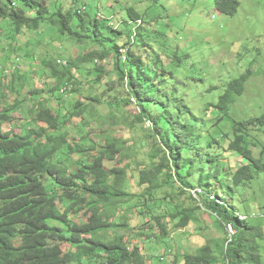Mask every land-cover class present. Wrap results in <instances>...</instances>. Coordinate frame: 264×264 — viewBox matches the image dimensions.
<instances>
[{
  "label": "trees",
  "instance_id": "obj_1",
  "mask_svg": "<svg viewBox=\"0 0 264 264\" xmlns=\"http://www.w3.org/2000/svg\"><path fill=\"white\" fill-rule=\"evenodd\" d=\"M210 1L220 15L228 18L235 17L241 6L239 0ZM61 3L0 0V38L19 42L28 32L48 34L44 27L49 26L58 29L62 41L83 44L86 49L77 57L76 64L66 61L65 70H59L52 60L42 61L43 69L49 70L58 83L49 91H31L34 105L30 114H36L37 121L44 126L25 128L19 134L5 131L4 125L15 122L26 101L18 94L12 102H7L3 81L6 68L0 70V264H145L140 248L131 250L124 237L117 234L116 229L122 226L111 217L128 200L140 198L139 208H143L148 203L146 197L151 198L164 185L173 191L176 184L182 195L190 194L191 200L194 198L189 190H202L203 204L194 210L179 209L168 218L154 217L148 210L144 211L153 218L163 237H168L169 224L174 230L187 228L197 220V211L202 210L212 215L226 235L227 226L233 225L236 230L231 243L226 238L220 244H206L195 255L185 253V264H264L260 245L264 227L250 221L255 220L252 217L240 221L236 213L246 214L234 202L237 194L264 173L263 158H256L250 149L253 133L264 129V116L235 121L234 139L228 143L227 150L217 142L218 136L229 139L220 133L219 125L243 93L252 72L248 70L227 86L219 103L213 105L223 118L209 127L204 118L193 113L185 98L177 95V84H170V88L163 82L155 83L158 76L167 82L171 73L161 67L158 74L140 54L136 38L143 22L139 14L125 11L131 25L136 27L133 38H124L110 27L114 33L106 37L103 33L106 26L85 14L84 8ZM110 55L116 58L121 80H128L134 103L141 109L138 122L148 120L152 124L153 133L148 138L151 166L140 161L142 153L138 150H125L120 139L107 135L103 143L95 142L81 129L75 131L76 125L70 129L76 120L93 113L94 104L102 105L101 99L78 96L65 112H55L48 106L51 97L56 98L58 93L64 96L62 90L70 86L73 68L98 63ZM15 74L7 78L14 75L15 81ZM65 78L69 83L63 81ZM97 81L103 82L104 78L99 76ZM110 86L105 85L107 89ZM71 92L78 91L72 87ZM112 92L109 90L104 96L114 98ZM14 93L17 94L15 89ZM213 127L217 129L212 133ZM188 135L193 142L187 139ZM226 153L243 160L236 171L228 172L218 162ZM106 160L113 163L111 168L105 165ZM132 169L137 176L134 186L144 188L141 195L126 190ZM211 196L216 201L210 200ZM98 203L107 212L94 205Z\"/></svg>",
  "mask_w": 264,
  "mask_h": 264
},
{
  "label": "rangeland",
  "instance_id": "obj_2",
  "mask_svg": "<svg viewBox=\"0 0 264 264\" xmlns=\"http://www.w3.org/2000/svg\"><path fill=\"white\" fill-rule=\"evenodd\" d=\"M45 1L50 5L59 1L67 2V6L84 8L82 11L85 14L96 18L101 26H106V29H103L106 37L114 33L108 28L110 27L122 33L124 38H133L136 32L132 31L136 27L131 25L125 11L129 9L139 14L143 22L136 38L140 54L147 64L157 69L158 74L161 67L171 73L167 82L163 81L162 76H158L155 83L177 84V95L183 96L185 102L192 106L193 113L204 118L209 127L223 118L213 105L219 103L232 81L250 70L252 74L244 86L243 93L232 104L224 123L219 125L220 133L229 136L227 141L225 137L217 138L223 150H227L228 143L234 139L232 131L235 121L264 116V0H239V12L232 18L220 15L210 0ZM45 29H48V34L45 31H40L39 34L28 32L19 42L0 38V70L6 68V79H3L4 91L8 94L6 100L12 102L20 94L26 101L16 114L15 122L4 125L5 131L12 130L19 134L25 128L44 126L37 121L36 114H30L34 105L30 93L32 90L54 89L58 80L52 77L49 70L43 69V60H52L57 63L59 70H65V66H61L58 60L76 64L77 57L86 52L83 44L62 41V37L58 36V29L49 26L44 27ZM19 57L20 60H17ZM97 70L101 72L97 73ZM71 71L72 82L69 83L68 78L63 81L68 82L78 92L70 91L65 96L58 93L56 98H50L48 106L55 112H65L66 108L69 109L72 103L77 101L78 96L101 99L102 105L94 104L91 108L93 113H87L82 119L76 120L70 129L76 125L75 131L81 129L88 135V139L95 142H101L107 135L120 139L125 150H138L142 153L140 161H145L146 165L151 166L148 158V138L153 133L152 124L148 120L138 122L141 109L134 103L128 80H121L116 58L110 55L103 61L81 64ZM13 72L16 73L15 81L14 75L7 78V75ZM99 76L104 78L103 82L97 81ZM107 84L111 85L109 89L105 87ZM209 88L211 90H208ZM109 90H113L114 98L104 96ZM216 129L213 127L212 133ZM258 132L253 133L250 139V149L256 158L264 160V129ZM187 139L193 142L190 135ZM192 146L194 148L195 145ZM222 155L218 162H221L228 172L236 171L243 163V160L233 153ZM114 164L116 165V162ZM105 165L111 168L113 163L106 160ZM136 177V171L132 169L128 173L126 190L141 195L144 188L134 186ZM173 187L171 191L169 185H164L151 198L146 197L148 203L143 204V208H139L140 198L128 200L113 212L111 217L122 226L116 229L117 234L124 237L128 246L131 244L140 248L148 264H185V253L195 255L206 244H220L227 238L212 215L204 210L197 211V220L187 228L174 230L172 224H169L168 237H163L153 218L144 211L148 210L154 217L168 218L179 209L194 210L200 204V196L198 199L194 198L193 190H189L194 198L191 200L188 192L185 196L179 192L178 184ZM234 202L238 210L255 219L250 221L264 227V173L259 174L244 192L237 194ZM94 205L103 213L107 212L105 206L99 203ZM141 212L146 214L143 216ZM260 245L264 259V236ZM64 248L67 249L68 245Z\"/></svg>",
  "mask_w": 264,
  "mask_h": 264
},
{
  "label": "built area",
  "instance_id": "obj_3",
  "mask_svg": "<svg viewBox=\"0 0 264 264\" xmlns=\"http://www.w3.org/2000/svg\"><path fill=\"white\" fill-rule=\"evenodd\" d=\"M59 64L64 65V66H68L67 62L66 61H62V60H59ZM71 90H72V86H68V87H66V88H64L62 90V94L63 95H68V92H70ZM193 191H194L193 194H195V196L193 195L194 198L198 199V196H200V198H201V195L203 194L202 190L196 189V190H193ZM190 193L192 194V192H190ZM210 200H212L214 202V201H216V198L214 196H211ZM199 202H200L199 205L201 206L203 204L201 199H198V203ZM218 202H220L219 199H218ZM236 215L240 219V221H247L249 219V217H247L245 215H242V214L236 213ZM226 232H227V236H228V239H229V243H231V240H232L233 236L236 234V230H235L234 226L233 225L227 226L226 227Z\"/></svg>",
  "mask_w": 264,
  "mask_h": 264
},
{
  "label": "clouds",
  "instance_id": "obj_4",
  "mask_svg": "<svg viewBox=\"0 0 264 264\" xmlns=\"http://www.w3.org/2000/svg\"><path fill=\"white\" fill-rule=\"evenodd\" d=\"M18 59H19V58H18ZM18 59H17V60H18ZM70 86H71V85H70ZM64 96H65V95H64ZM245 216L249 217V219H250V216H248V215H245ZM249 219H248V220H249ZM248 220H247V221H248ZM233 237H234V236H233ZM227 238H228V236H227ZM232 239H233V238H232ZM231 241H232V240H231ZM228 244H229V243H228ZM133 246H134V245L131 246V244H130L131 250L134 249ZM134 247H137V246H134Z\"/></svg>",
  "mask_w": 264,
  "mask_h": 264
},
{
  "label": "crops",
  "instance_id": "obj_5",
  "mask_svg": "<svg viewBox=\"0 0 264 264\" xmlns=\"http://www.w3.org/2000/svg\"><path fill=\"white\" fill-rule=\"evenodd\" d=\"M142 257H143V258H145V257H144V255H143ZM145 264H148V262L146 261V263H145Z\"/></svg>",
  "mask_w": 264,
  "mask_h": 264
}]
</instances>
